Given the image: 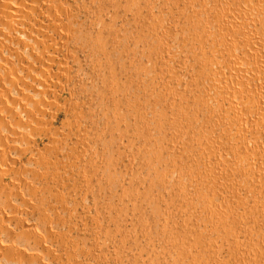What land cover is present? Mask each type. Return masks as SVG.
<instances>
[{"label": "bare ground", "instance_id": "bare-ground-1", "mask_svg": "<svg viewBox=\"0 0 264 264\" xmlns=\"http://www.w3.org/2000/svg\"><path fill=\"white\" fill-rule=\"evenodd\" d=\"M123 1L0 0V264H149L156 261L154 256L146 258L149 254L164 264H264V0H220L213 7L217 24H198L202 34L198 41L212 36L210 27L225 34L213 39L211 52L195 50L199 74L183 75L181 54L165 52L164 39L150 52L154 63L168 71L167 103L179 107L172 126L176 155L169 163L190 180L179 175L173 182L179 197L167 202L172 213L157 212L161 241L170 248L162 244L166 250H161L176 252L157 253L153 228L141 216L152 196L140 197L143 202L137 204L133 195L137 190L133 194L125 190L120 207L103 206L110 214L117 213L113 229L103 232L102 209L91 225L77 222L82 203L74 173L84 177L87 192L93 190L97 174L78 165L80 157H88L86 140L67 142L81 131L85 113L74 100L79 98L73 87L76 75L60 50L69 47L73 54H92L98 76L111 73L112 80L106 83L120 96L126 82L117 78L110 50L119 39H110L116 23L102 15L114 18L126 7ZM149 2L147 9L152 8ZM188 2V7H195ZM139 7L137 16L148 20ZM82 13L93 16V32L80 20ZM149 19L167 24L154 15ZM121 62L128 68L127 61ZM149 82L155 84L157 77L151 75ZM186 90L194 91L197 112H203L205 122L195 124L197 113L181 109ZM117 112L120 122H126L121 110ZM60 113L67 118L65 136L54 126ZM136 116L143 114L137 110ZM162 139L155 140L164 147ZM43 140L50 145L42 147ZM135 149L143 155L142 165L152 157L165 158L163 149ZM89 160L98 167L93 154ZM164 178L159 175L160 181ZM195 200L202 203L204 214L196 210ZM130 209L140 215H132ZM195 223H202L200 232ZM135 235L151 238V244L137 243ZM221 255L228 261L220 260Z\"/></svg>", "mask_w": 264, "mask_h": 264}, {"label": "rangeland", "instance_id": "rangeland-1", "mask_svg": "<svg viewBox=\"0 0 264 264\" xmlns=\"http://www.w3.org/2000/svg\"><path fill=\"white\" fill-rule=\"evenodd\" d=\"M70 1L72 4H75L76 0ZM77 1L83 3V0ZM191 1L195 6L193 8L191 5L188 7L190 2H188V0H152L153 9L151 8V10L150 8L147 9L150 3L149 0H124L121 5H125L126 7L132 6L134 12L128 10V7H121L122 9H119V12L114 18L102 15L107 22L115 21L116 23V33L112 35L110 39L117 37L119 38L117 39L119 42L115 40L117 47L114 48L112 45L110 50L114 51L112 62L116 68V76L118 79L122 80V82H126L121 90L122 93L120 96H115L112 87L106 83L112 80L111 73L107 75L106 78L100 74L98 76L94 69V57L92 54L83 51L73 54V50L69 47H64L60 50L61 57H67L69 59V66L76 75L73 87L78 91L79 98H74V100H77L83 105L82 110L85 113V118L81 120V131L73 134L67 142L87 141H85L84 145L86 149H88V157H80L78 159V165L88 172L97 174L93 183V190L87 192L84 177L81 178L77 172L74 173V177L79 181L78 192L81 196L79 197V201L82 203L78 209V215L80 216H78L77 222L81 224L82 221H86L91 225V218L102 209L99 217H101V222L104 224L103 232L113 229L112 221L117 216V213L113 212L110 214L108 210H104L103 206L115 204L120 207L122 203L121 198L125 190H131L130 193L132 194L137 190L138 192L136 191V194H133L136 196L135 202H137V204H142L140 203L142 201L140 197L145 195V197L149 198L150 196L151 198L152 196L151 199L149 198L150 201L148 204L145 203L144 214L142 213L141 216L143 215L144 219H146L153 228V233L155 235L153 234L154 237H152V239H154L153 242L156 240L153 246L155 245L154 248L156 250H158L157 247H159V252L157 253H162L163 256L167 253L176 251L171 248L172 251L163 252L167 248L170 250V248L168 245L164 244L165 240L163 242L161 241V238L163 240L164 236L162 234L161 225L157 219V212L172 213V210H169L167 207V202L179 197V192L174 189L173 184L179 175H181L186 182L190 180L187 179V175H183L180 169H173L169 163L176 155L175 148L177 146L175 145L176 143L173 142L172 126L176 123L177 109H179V107L176 108L174 104L167 103L165 98L169 91L166 89V86H164V82L166 81L165 78L168 71L166 67L154 63V58L150 52L154 50L153 48L158 46L157 42L160 38L164 39L167 43V47L163 49L165 52L171 51L181 54L184 67L181 73L186 76L190 74H199L201 68L198 64L199 59L196 56V51L198 50L201 52V47L210 51V48L214 46L213 39H219L225 36L224 32L215 27H210L209 30L212 36H205L203 40L198 41V39L202 37V34L198 30V24H217L213 7H217L220 0ZM138 7L144 9V16L147 17L148 20L145 19L146 21H143L137 16L135 9ZM94 10L97 11L96 8ZM153 15L165 20L167 23L166 26L153 24V20L149 19L152 18ZM80 20L89 28V31H94L92 28L94 19L91 14L87 15L82 13ZM202 41L203 43H201ZM124 48L127 50L126 52H122ZM122 60L127 61L128 68L123 66ZM106 61L107 59L103 60V62ZM130 61L132 62V66L129 64ZM176 66L180 67L181 65L177 63ZM151 75L157 77V82L155 84L149 82ZM196 88L197 85L195 84L192 90ZM184 96L185 102L181 109L194 110L197 113L198 118L196 115L195 119L197 120H195V124L205 122L203 112H197L194 91L192 94L190 91L186 90ZM130 100L133 101L132 106H130ZM134 101L135 103L138 102L136 105L141 104L136 107ZM68 109L70 113L74 111L70 106H68ZM118 109L121 110L122 116L126 118V122H120L119 117H117ZM137 110L142 112L143 116L137 117ZM162 113L166 115L164 119H161L162 117L159 116ZM65 118V114L60 113L56 115L54 119V126L61 136L66 135L65 130L67 129L65 125H63L67 119ZM153 137L157 140L164 138V140L162 139V141L165 142L163 143L164 147L158 145L160 143ZM46 142L48 141H42V147L50 145L48 143L46 144ZM171 142L173 144H171ZM132 146H134V149H132ZM139 147L148 148L152 151L154 150V152L156 150H164L165 158L152 157L150 162L146 165H142V161L140 160L143 159V155H138L136 154L137 151H135V148ZM86 149H83V147L80 148V150ZM91 154H93L95 159L99 162L97 168L93 167L90 163L89 157ZM137 161L140 162V165H138ZM136 164L140 167H136ZM135 174L138 176H135ZM159 175L165 177L164 181L159 180ZM140 176L143 177V180ZM135 177H140L139 181ZM140 180L143 182L142 185H140L142 183ZM147 191H149V193H147L148 195L146 194ZM195 201L197 203L196 210L204 214L202 203H199L197 200ZM96 202H98V207L95 204ZM83 206L84 208L88 207L86 210L90 211H85ZM132 212L134 214L136 211L130 209L131 214ZM138 214L139 213L136 212L134 215ZM201 224L202 223H195L198 232H200L199 228ZM139 227L140 226H138L137 229ZM201 228L203 229V225ZM137 229L135 230L136 233L139 231H137ZM192 229L196 230L193 227ZM137 235H139V233ZM137 235H135L134 238L137 240V243H141L142 245L151 244V242L148 241L151 238L147 239L144 237V239L141 237L142 240H144L142 241L141 238H136ZM219 237L217 233L214 234L215 239ZM181 238L186 239L183 234H181ZM90 239H93V237ZM159 241H161V244L158 243ZM162 244L166 249L162 248ZM107 251L112 253L113 246L109 247ZM202 253L204 254V252ZM153 256L156 261H151L149 264L154 262H157L156 264H164V262L160 263L161 261L159 258L157 260L156 256L153 254L146 255V258L154 260L152 258ZM183 256H186V254H183ZM227 258L228 257H225V255H223L222 258L221 255L220 260L222 259V261H224L225 259L227 262ZM165 264H167V262Z\"/></svg>", "mask_w": 264, "mask_h": 264}]
</instances>
